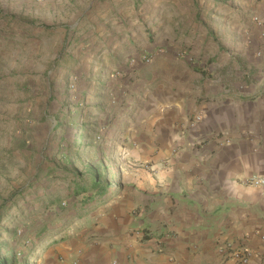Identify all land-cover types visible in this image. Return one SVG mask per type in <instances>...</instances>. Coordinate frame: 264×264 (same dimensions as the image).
<instances>
[{
  "label": "crops",
  "instance_id": "0c3cea01",
  "mask_svg": "<svg viewBox=\"0 0 264 264\" xmlns=\"http://www.w3.org/2000/svg\"><path fill=\"white\" fill-rule=\"evenodd\" d=\"M185 1L190 50L165 36L135 74L144 98L126 192L42 264H236L218 251L227 242L264 264V193L247 184L264 177V0Z\"/></svg>",
  "mask_w": 264,
  "mask_h": 264
},
{
  "label": "rangeland",
  "instance_id": "374dc122",
  "mask_svg": "<svg viewBox=\"0 0 264 264\" xmlns=\"http://www.w3.org/2000/svg\"><path fill=\"white\" fill-rule=\"evenodd\" d=\"M190 7L185 0H0V259L42 264L51 246L94 228L102 205L126 192L144 98L135 74L153 63L165 36L178 52L190 50L181 47ZM165 10L172 23L159 22ZM81 131L90 144L77 152ZM94 171L110 186L100 202L88 191L96 200L85 203L76 183L89 189Z\"/></svg>",
  "mask_w": 264,
  "mask_h": 264
},
{
  "label": "built area",
  "instance_id": "2783aa9c",
  "mask_svg": "<svg viewBox=\"0 0 264 264\" xmlns=\"http://www.w3.org/2000/svg\"><path fill=\"white\" fill-rule=\"evenodd\" d=\"M201 119V116H197L194 119L192 126L199 123ZM247 184L262 190L264 193V177H252L247 181ZM218 251L221 255L227 256L228 259L234 261L236 264H248L251 258L249 250L243 247H235L234 244L230 242H227L223 247L218 248ZM72 264H76V261H73Z\"/></svg>",
  "mask_w": 264,
  "mask_h": 264
},
{
  "label": "trees",
  "instance_id": "16d2710c",
  "mask_svg": "<svg viewBox=\"0 0 264 264\" xmlns=\"http://www.w3.org/2000/svg\"><path fill=\"white\" fill-rule=\"evenodd\" d=\"M81 133H82L81 137H82L83 141H81L80 138H78V139L75 138V143L77 144V152L80 151V148L85 147L86 145L90 144V138L88 139V135L85 132L83 133V131H81ZM80 143H82V144H80ZM95 172L96 171H94V173H92V175L90 177L91 184L89 186V189L87 187H83L78 182L76 183V186H78L76 189L77 190L76 193L85 195V198H86L85 203H91V202H94V200H96L95 199L96 196H94V195H91V197H88V195H87V194H89L88 191H91L92 194L95 193L97 195V197L99 198V200L98 199L97 200L100 202L101 200H103V197L106 196V194H107L106 191L108 190V188L110 186V184H106V183L103 184L102 182L97 181V179H100V178L97 177V179H96ZM82 178H84V177H82ZM0 264H8V261L6 259L2 258V259H0Z\"/></svg>",
  "mask_w": 264,
  "mask_h": 264
}]
</instances>
